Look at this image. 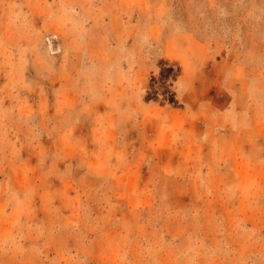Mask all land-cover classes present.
Here are the masks:
<instances>
[{"label": "rangeland", "instance_id": "1", "mask_svg": "<svg viewBox=\"0 0 264 264\" xmlns=\"http://www.w3.org/2000/svg\"><path fill=\"white\" fill-rule=\"evenodd\" d=\"M0 264H264V0H0Z\"/></svg>", "mask_w": 264, "mask_h": 264}]
</instances>
